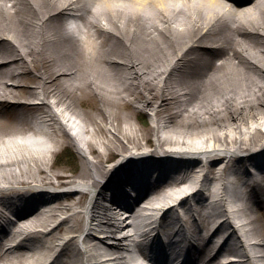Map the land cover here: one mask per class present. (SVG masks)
<instances>
[{"label": "bare ground", "instance_id": "1", "mask_svg": "<svg viewBox=\"0 0 264 264\" xmlns=\"http://www.w3.org/2000/svg\"><path fill=\"white\" fill-rule=\"evenodd\" d=\"M141 111L156 141L147 152ZM4 119L16 134L0 132V204L64 176L51 174L56 147L71 142L87 160L80 180L50 191L47 210L19 211L0 264H157L143 247L167 229L175 262L264 264V0H0ZM176 152L202 156L149 181L125 216L116 196L106 203L131 163L161 174Z\"/></svg>", "mask_w": 264, "mask_h": 264}, {"label": "rangeland", "instance_id": "2", "mask_svg": "<svg viewBox=\"0 0 264 264\" xmlns=\"http://www.w3.org/2000/svg\"><path fill=\"white\" fill-rule=\"evenodd\" d=\"M23 81H26L28 84H30V82H32V80L28 78H23ZM35 82V81H34ZM32 84V83H31ZM23 97H25L24 99L26 100L28 97V94L25 92V94L23 95ZM82 105H84V107L88 108L89 112H94L93 107L86 105L85 103H83ZM81 107V106H80ZM82 109V107H81ZM126 109H124L125 111ZM16 111L14 109H10L9 106V110L8 113L9 114H14ZM150 112V111H149ZM150 114V113H149ZM148 114L147 111H141L138 113V118L135 117V115L133 114L134 119L138 120L139 123H141V126L144 128V130H146L148 132L147 136L148 139L147 140H143L144 142V147L145 149H154L156 146V141L154 140V132H153V121H152V117ZM3 124L0 125V132L2 136L8 137L11 134H14L16 132V127L14 126L13 122L11 119H4L2 120ZM11 125V126H9ZM178 125V124H177ZM207 127H205L204 125H201L199 123H195L193 124V126L191 127V129L193 130H203L206 129ZM77 130H79V128H77ZM16 134V133H15ZM43 138L45 137L44 135H40ZM163 148H165V144H162ZM141 148V149H143ZM56 150L53 152V154L51 155V161L53 166L51 167V174L54 175L55 172H61L64 174L63 177L57 178L55 180V184H59V183H64L67 181H73V180H80L81 175H82V171L84 168V164H86V157L85 156H80L78 154V152L76 151V146L71 143L68 142L66 144L60 145L58 147L55 148ZM66 149H69L71 151V153H73L74 157L68 156L67 154L64 153V151ZM127 148L124 149V151L121 152H126ZM132 151H135V149H133ZM202 156V155H200ZM199 155H195L193 159H196L197 157H200ZM92 157V156H91ZM110 159L107 162V164H111L114 163L116 161L117 158L120 157V152L118 150H114L111 154H110ZM191 160V158L189 159V161ZM230 171V170H229ZM42 175V174H41ZM41 177V176H40ZM232 184V183H231ZM237 185H239V183L237 184H232L231 187H237ZM198 200H200V206L205 205L206 200H202L199 196H198ZM67 202L71 201L70 199L66 200ZM258 215V220L261 226H263V233H264V209H262L261 211H259L258 213H256ZM59 221V219H54L53 220V224L57 223ZM235 240L232 239L229 241V244L227 247H235L234 245ZM100 244V243H97ZM24 246L30 247L32 245L31 241H27L26 244L23 243ZM24 251V249H22ZM136 250V252H135ZM131 251L132 254L134 256H136L140 261H143L142 256L140 255L139 250H137L136 246H131ZM24 252L29 253V250H25ZM222 257H225V255H222ZM23 259L25 260L26 257H23ZM26 262V261H25ZM147 264V263H146Z\"/></svg>", "mask_w": 264, "mask_h": 264}, {"label": "trees", "instance_id": "3", "mask_svg": "<svg viewBox=\"0 0 264 264\" xmlns=\"http://www.w3.org/2000/svg\"><path fill=\"white\" fill-rule=\"evenodd\" d=\"M65 153H66L68 156H73L72 153L69 152V151H66Z\"/></svg>", "mask_w": 264, "mask_h": 264}]
</instances>
